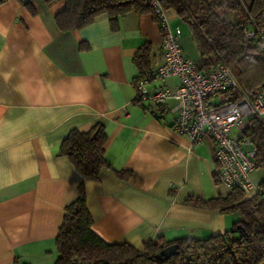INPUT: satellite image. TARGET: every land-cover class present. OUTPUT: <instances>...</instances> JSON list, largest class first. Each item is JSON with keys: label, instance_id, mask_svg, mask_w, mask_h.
<instances>
[{"label": "crops", "instance_id": "1", "mask_svg": "<svg viewBox=\"0 0 264 264\" xmlns=\"http://www.w3.org/2000/svg\"><path fill=\"white\" fill-rule=\"evenodd\" d=\"M63 6L45 0L0 5V264H54L63 209L81 180L60 144L71 130L85 132L97 122L104 125L110 167L85 181V190L92 229L103 240L140 248L158 236L205 238L232 228L239 211L193 205L229 191L215 179L213 141L193 142L173 129L174 99L136 98L142 76L135 53L148 43L150 67L161 62L152 15L128 13L117 30L100 16L81 29L59 31L54 18ZM167 15L179 27L176 14ZM181 35L185 55L196 61L189 33ZM178 83L172 76L146 88ZM215 97L216 104L228 99ZM113 169L129 175L120 178ZM251 180L264 181V169L256 168Z\"/></svg>", "mask_w": 264, "mask_h": 264}, {"label": "trees", "instance_id": "2", "mask_svg": "<svg viewBox=\"0 0 264 264\" xmlns=\"http://www.w3.org/2000/svg\"><path fill=\"white\" fill-rule=\"evenodd\" d=\"M8 0H0V5ZM63 1V9L54 18L59 31L81 29L100 16H107L112 30L128 13H150L154 20L153 0H45ZM163 8L172 10L188 25V33L198 50L195 61L199 70L207 72L222 63L236 77L238 87L226 92L228 100L257 91L264 92V47L260 29L264 26V0H158ZM25 5L33 12L32 4ZM253 31L251 38L245 32ZM182 36V35H181ZM151 45L144 44L133 57L144 76L150 67ZM255 148L256 168L264 169V119L252 117L242 132ZM106 133L101 122L88 131L71 130L59 148L81 180L75 197L63 209L55 242L54 264H260L264 261V181L257 192L240 189L208 200L194 199L193 205L239 211L241 218L232 228L205 238L180 237L166 240L158 236L137 248L128 243L107 242L92 229V218L86 205L85 181L96 180L102 168L110 167L105 157ZM114 170L116 176L127 178L129 171ZM216 179V175H215ZM242 225L243 229L237 225ZM177 244V253L164 259L155 258L163 247ZM27 264V263H22Z\"/></svg>", "mask_w": 264, "mask_h": 264}, {"label": "built area", "instance_id": "3", "mask_svg": "<svg viewBox=\"0 0 264 264\" xmlns=\"http://www.w3.org/2000/svg\"><path fill=\"white\" fill-rule=\"evenodd\" d=\"M152 9L160 30L161 62L135 81L136 98L154 104L174 99L173 129L193 142L205 137L213 141L217 182L229 191L257 192L259 186L251 180L256 169V151L248 138H242V132L244 120L248 123L252 117L264 119V92L257 91L253 99L243 95L213 103V97L238 87L236 77L222 63L213 65L207 72L199 70L182 49L181 29L171 27L167 11L158 0H153ZM245 35L251 38L253 31L247 30ZM260 38L264 47V26L260 29ZM172 76L179 80L174 88L147 90L149 81Z\"/></svg>", "mask_w": 264, "mask_h": 264}, {"label": "water", "instance_id": "4", "mask_svg": "<svg viewBox=\"0 0 264 264\" xmlns=\"http://www.w3.org/2000/svg\"><path fill=\"white\" fill-rule=\"evenodd\" d=\"M237 227L243 229L242 225H240V224H238ZM177 247H178V245L175 243L167 245V246L163 247L162 249H160L155 254V258L164 259V258H167V257L173 255V254H176L178 252Z\"/></svg>", "mask_w": 264, "mask_h": 264}, {"label": "rangeland", "instance_id": "5", "mask_svg": "<svg viewBox=\"0 0 264 264\" xmlns=\"http://www.w3.org/2000/svg\"><path fill=\"white\" fill-rule=\"evenodd\" d=\"M177 23H178V25H179V27H180V29H181V31H182V34L186 35V34L188 33V25H187L186 23H183V22L180 21V20H178ZM217 100H218L217 97H213V98H212V101H213V102H214V101H217ZM223 188H224V187H223ZM224 189H225V188H224ZM225 190H227V189H225Z\"/></svg>", "mask_w": 264, "mask_h": 264}]
</instances>
